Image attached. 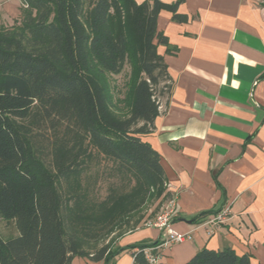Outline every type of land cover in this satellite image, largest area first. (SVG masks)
<instances>
[{
	"label": "trees",
	"instance_id": "trees-1",
	"mask_svg": "<svg viewBox=\"0 0 264 264\" xmlns=\"http://www.w3.org/2000/svg\"><path fill=\"white\" fill-rule=\"evenodd\" d=\"M180 1L94 0L85 10L84 0H20L19 18L0 25V218L18 231L0 236V264H114L125 250L147 264L142 248L158 240L112 243L167 195L160 155L142 136L173 87L157 16L185 21ZM182 264L250 263L230 247H203Z\"/></svg>",
	"mask_w": 264,
	"mask_h": 264
},
{
	"label": "crops",
	"instance_id": "crops-1",
	"mask_svg": "<svg viewBox=\"0 0 264 264\" xmlns=\"http://www.w3.org/2000/svg\"><path fill=\"white\" fill-rule=\"evenodd\" d=\"M176 13L187 19L165 9L157 16L168 41L157 52L173 87L142 139L159 153L166 177L155 210L174 198L171 225L188 237L161 247L157 264H182L203 247H230L264 264V0H181ZM225 207L224 222L206 223ZM155 215L112 244L159 241ZM70 264L105 263L75 256ZM114 264H133L131 251Z\"/></svg>",
	"mask_w": 264,
	"mask_h": 264
},
{
	"label": "rangeland",
	"instance_id": "rangeland-1",
	"mask_svg": "<svg viewBox=\"0 0 264 264\" xmlns=\"http://www.w3.org/2000/svg\"><path fill=\"white\" fill-rule=\"evenodd\" d=\"M12 1L14 2L15 7H17L18 11H11V9H9L8 7H6L5 9L4 0H0V25L2 24L5 26H10L13 23V21L18 19L20 16V6H21L20 0H12ZM93 2L94 0H84L85 10H88L92 6ZM125 77H126V69L121 74L115 76L114 78L116 79V83L121 85ZM102 164H104V161H102ZM97 168L98 166L95 164L92 166L91 168L92 174H94ZM100 169H102V167ZM108 182H109L108 177L106 178V176H103V175L100 176V179L98 180V183L96 185V188L99 194H104L106 187L108 185ZM157 204H158V201L153 200L147 203L146 206H144V208L141 211V214H143V218L140 222V225L145 223L148 219L153 217L156 214V212L159 211V208L155 210V208H157ZM122 230H123V227L117 228L113 233L102 238L100 241L88 244L87 248L96 249L106 244L107 242H111L115 238L116 234H118ZM17 233L18 231L16 229V226L13 220H5L3 218H0V236L3 239H7L8 237L15 236L17 235Z\"/></svg>",
	"mask_w": 264,
	"mask_h": 264
},
{
	"label": "built area",
	"instance_id": "built-area-1",
	"mask_svg": "<svg viewBox=\"0 0 264 264\" xmlns=\"http://www.w3.org/2000/svg\"><path fill=\"white\" fill-rule=\"evenodd\" d=\"M229 214V208L225 207L213 214L206 220V223L218 224L224 222ZM175 215V201L174 198L169 199L167 205L161 209L156 215L151 225L161 231V237L156 245L142 248V252L147 264H157L159 260L158 250L172 243L183 242L188 234L178 232L173 229L171 221Z\"/></svg>",
	"mask_w": 264,
	"mask_h": 264
}]
</instances>
